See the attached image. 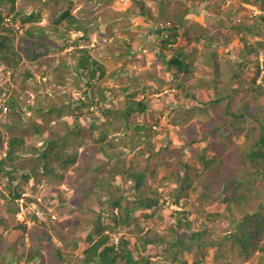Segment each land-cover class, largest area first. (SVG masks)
Returning <instances> with one entry per match:
<instances>
[{"label":"rangeland","instance_id":"1","mask_svg":"<svg viewBox=\"0 0 264 264\" xmlns=\"http://www.w3.org/2000/svg\"><path fill=\"white\" fill-rule=\"evenodd\" d=\"M154 3L155 8L159 4L165 8L160 12L153 8ZM261 3V0H16L13 6L10 2L0 4L3 19L0 39L2 34L9 36V45L18 53L11 56L14 62L9 65L0 58V87L4 88L0 98V159L6 157L13 136L22 135L25 139L15 160L7 161V167L18 166L11 185L5 172L0 171V215L4 220L0 228V254H7L8 264H33L26 261L29 235L15 226L24 221L28 229L33 228L34 215L47 223L54 243L62 250L60 259L46 252L40 264H95L83 262V252L92 242L88 235L97 238L96 223H101L106 233L111 231V244H117L123 237L130 240L129 247H135L146 236H163L165 242L171 241L172 225L183 217L180 214L183 212L187 222L178 230L177 237L189 241L193 233L203 231L202 238L213 243L222 238L224 242L219 246L207 244L192 252L181 251L177 262H172L173 249L165 242L161 243L164 246L140 252L143 257L154 264H263L258 252L244 257L239 255V248L232 246L226 235L235 231L243 216L237 209H228L222 197L234 190L237 180L245 179L246 161L240 146L247 139L246 130L230 134L235 130L225 116V104L228 101L231 111L245 117L242 122L245 128L255 123L252 115L264 118ZM247 4L256 7L261 16L255 12L252 15L254 9ZM141 6L146 14L141 12L144 9ZM69 7L72 15L85 23L86 32L77 31L60 19ZM185 9L188 19L202 28L190 27L188 38L182 40L188 73L176 75L178 71L169 68L168 56L160 53L154 42L155 33L151 37V32L167 36L172 30L170 26L178 24L173 22L175 14ZM31 13L38 14V20L25 22ZM30 28L43 34L28 35L26 31ZM210 43L223 49L213 57L212 69L206 62L205 50ZM84 54H92L91 57L94 54L107 67L102 87L109 96L103 100V106H127L123 91L127 86L135 98L146 100L148 109L134 113L128 128L111 116L104 126L108 136L100 144L103 150H97L99 143L93 139L71 141L66 151L72 155L73 148L77 143L80 145L76 159L67 167L56 164V171H46L38 165L35 149L42 151V145L55 137L56 131L57 138L64 134L68 137L76 123L83 127L90 119L87 107H81V116L74 115L79 100L88 102L85 93L88 80L74 70L78 58ZM205 65L207 68L201 70ZM207 82L211 87L206 88ZM226 86L231 94L224 101L221 94ZM247 99L250 106L244 109L241 105ZM9 100L17 103L22 115H18L16 105L10 107ZM52 105L62 107L59 115L51 111ZM173 110L179 114L170 115V119L168 114ZM177 116L179 121L186 119L185 124L176 125L173 120ZM7 120L20 121L21 125L12 129ZM135 125L145 126L143 135L134 131ZM112 139L117 144L109 148L107 143ZM161 143L168 145L163 151ZM199 153L215 157L216 164L223 163L230 178L218 185L215 201L201 200L206 189L200 185L197 191L189 190L188 195L179 197L171 177L173 166L178 168L175 175L189 173ZM131 168L145 172L146 182L139 190L131 182H123L122 175ZM87 170L91 174L86 175ZM110 171L116 172L115 181L111 180ZM12 185L18 197L11 194ZM119 190L124 196L122 203L128 206L142 197H158L160 204L134 212V221L125 227L115 222L121 213L113 208L117 196L122 195ZM247 192L251 199L248 206L242 207L251 213L263 209L264 182L257 178Z\"/></svg>","mask_w":264,"mask_h":264},{"label":"trees","instance_id":"2","mask_svg":"<svg viewBox=\"0 0 264 264\" xmlns=\"http://www.w3.org/2000/svg\"><path fill=\"white\" fill-rule=\"evenodd\" d=\"M15 1L16 0H0V4L10 2L13 6L15 4ZM261 2V7L264 8V0H261ZM140 8L144 7L141 6ZM163 8H165V6L159 4L160 12ZM141 12L146 14V9H141ZM186 13H188L187 9L183 10V12H181L180 14H175L176 20H174L173 22H175V24H178H169L171 25L170 27L172 28V30H170V32H167V36H164L163 33L157 35L156 31L151 32V37L155 33V37L157 39L154 42L157 48H159L160 53L166 54L168 56L167 64L169 68H173L174 70L178 71L175 73L176 75L182 73L184 75V73H188L186 67L187 62L185 57V48L181 43L182 40L184 41L185 37L188 38L190 27L202 28V25H200L199 23H194V21L189 20ZM259 14L260 13H257L256 15L258 16ZM83 15L84 13L81 16ZM252 15H254V10L252 12ZM151 16L152 14L148 15V18H150ZM38 18V14L36 15V13H31L24 20L25 22H35L38 20ZM261 18L264 19V16H261ZM60 19L66 21L65 25H72L75 27V30H82L86 32V29L84 28L85 23L81 22V19H79L77 16L72 15L70 7L65 9L61 13ZM1 22H3V19L0 17V24ZM26 33L28 35L38 33V35L43 34L41 31H36L33 28L28 29ZM9 42L10 37L2 34L0 39V58L7 65L14 62V59L11 56L14 53L18 54L14 50V47L9 45ZM210 45L213 46L214 43H210ZM46 48L48 49L49 46H46ZM91 55L92 54L81 55L78 58L77 64L74 66L76 74L78 76L85 77L88 80L86 82L87 89L85 92L88 98V102L79 100V104L75 106L76 111L74 115L77 117L81 116L80 114L82 113H80L79 110L83 106L89 108L88 114L90 115V119L88 121V124H84L83 127L82 124L76 123V126H74V129L70 131L68 137H65L68 134H64L60 138H57L58 132L56 131L55 137L50 138L44 143V145H42V151H39V149H35L38 155V165L41 164V166L44 167L46 171H56L54 167V165L56 164H61L62 166L67 167L70 162L76 159L75 156H77V148L80 145H78L77 143V147L73 148L72 151L74 152V155H72L70 152L68 153L66 151L70 148L69 144L71 141H76L78 139H93L96 143H99V147L97 148V150H103L104 147H102L100 144L105 142L108 136V132L104 126L107 124L108 119L111 116L119 120V123H121L122 126L128 128L130 125V117L134 113L145 112L148 109L146 100L135 98L133 96V94L135 93L132 90H128L127 86L123 87V91L126 95V102L128 103L127 106L122 105L116 106L114 108L103 106V100H105L109 96L107 94V89L105 87H102V80L105 77L107 78V67L105 63L101 62L102 60L97 58L95 59L94 54V57L92 56V58ZM179 84L183 85L181 80ZM209 87H211V84L210 82H207L206 88ZM224 89L225 91L222 90L221 99L225 101V98H228L230 96L231 90L227 86L224 87ZM3 92L4 88L0 87V98L3 95ZM172 98L175 99L174 97H170V99ZM8 103L10 107L15 108V105L17 106V103L13 100H9ZM241 106L244 109L249 108V100H244V103ZM61 109L62 107L59 108L57 105H52L51 107V111L56 112L58 115L61 112ZM15 110L18 111V115H22L20 109H18V106L17 108H15ZM224 110L225 116L228 117V121L231 123L232 127L235 130L230 134L246 130L247 135L246 142H244L240 146V151L243 153L246 161V163L244 164L246 169L244 168L243 175L245 179L237 180L235 182L236 185L234 190H232L230 193L228 192V194H223L222 196L223 199H225L228 203V209L239 210L242 213L243 219L236 224L235 231H231L229 233L230 235L226 236L234 244L232 245L233 247L239 248L240 256L250 257L253 255V253L258 252L260 254V260H262L264 264V208H257L256 211L251 213L246 208L242 207L249 205L251 195H249L247 190L250 189V186L255 184L257 178H259L261 182H264V118L252 115L255 123H253L251 127L245 128L242 125L245 117L242 116V114L238 115L235 112L231 111L230 103L228 101L225 104ZM176 113H178V111L176 110L170 111L168 116L170 117V115H175ZM44 119L47 120V118L45 117ZM180 119L181 120L179 121L177 116V118L174 119L173 122L176 125H179L180 123L185 124L186 119ZM6 122H10V128L12 129L21 125L20 121L11 122L10 120H7ZM117 129H120V126H118ZM164 129L168 131L167 127H165ZM144 130V125H135L134 127V131L137 134L143 135ZM205 139L209 141V138L205 137ZM9 144L10 147L7 150L6 157L4 159H0V171L5 172L11 185L15 180L13 172L17 170L18 166L15 164L13 165V167L11 166V168L7 167V161L15 160L18 154L17 149L25 145V139L22 135H16L10 139ZM107 144L109 148H113L117 143L115 139H112L108 141ZM131 145L135 146L134 144ZM167 146V143H164V145H162L161 143L162 151ZM216 162L217 161L215 157L210 156L207 153H199L198 160L195 161L191 168L188 167L189 173L184 175L183 172L181 173V177L179 176V174L175 175V170H178V168H176V166H173L171 169V177L174 184H176V191L178 192V196L182 197L183 195L187 194L189 190L197 191L200 185L206 189L202 194L201 200H208V202L217 200L219 189L218 185L227 182L230 178H228V176L225 174L223 163L216 164ZM204 173H206V175ZM89 174H91L90 170H87L86 175ZM109 174L112 181H115L117 179L116 172L110 171ZM144 174V171H138L136 168H131L130 170L125 171L122 175L123 182H131V186L134 189L139 190L146 182ZM29 176L30 175H26V178H29ZM194 183L196 184L192 187ZM98 185L100 186L101 184ZM16 190V187L12 185L11 194L18 197L19 193H17ZM119 192L122 194V190H119ZM123 197V194L117 196V198L113 202V208H118L119 210H121V213L118 215V217H116L115 222L117 224H124L125 227L130 226V224L134 221V212L153 209L160 204V199L158 197H156L155 199L142 197L133 202L131 206H128L125 203H122L121 199H123ZM122 209H125L126 212H122ZM180 214H183V217L178 218L177 221H175L172 225L174 238L171 241L165 242L166 240L163 236L157 238L146 236L141 237L142 243L140 245H135V247H129V245L131 244L130 240H125L123 237H120V241H118L117 244H111V231L106 233L107 230H105V227L102 226L101 223H96L95 229L97 232V238H93L92 235H88L87 238L92 242L90 243L89 247H87L83 252L85 258L83 262L95 264H154L148 258L143 257L144 255H141L140 252L148 251L151 247L162 246L163 244L161 243L164 242L166 243V245H169V248L173 249L172 251H170L172 254V262H177V260H179L178 254L181 251L189 250L192 252L193 249L200 250L207 244L219 246L224 242L222 238H219L221 240H219L217 243H213L212 241L210 242L209 239L202 238L204 234L203 231L193 233V235L190 236L192 239H190L189 241L177 237L178 230L185 225L184 222H187L186 213L183 212ZM39 218L40 217L38 215H34L35 224L33 228L31 227L28 229L27 223L24 222H21L18 227L15 226L16 229H22L21 233H28L29 235L30 242L28 243L26 261L32 262L33 264L43 263L42 260L44 255L47 254L46 252H48V254H50L52 257H58L59 259L62 258V250L60 249V247H58V245H56V243H54L51 233L47 230V223H45L44 220H39ZM2 226H4V220L0 215V228ZM59 239L63 240L62 237H59ZM1 240L2 237L0 233V242ZM49 243H51L52 246H50ZM192 245H194V247H192ZM7 252L9 253V249L7 250ZM136 252H138V254H136ZM201 256H205V253L201 252ZM168 258L169 257H166L165 260H168ZM0 264H8L7 254H0Z\"/></svg>","mask_w":264,"mask_h":264},{"label":"crops","instance_id":"3","mask_svg":"<svg viewBox=\"0 0 264 264\" xmlns=\"http://www.w3.org/2000/svg\"><path fill=\"white\" fill-rule=\"evenodd\" d=\"M247 6H249L250 8H252L251 10H253V9H256L257 10V8L254 7L251 4H247ZM153 8L154 9H159V6H157V8H155V3H154ZM187 18H189V17L187 16ZM191 20L193 21V19H191ZM213 46H211L210 44H208V47H205L206 57H207V61L206 62L208 63V67H210V69L214 68V66H215V59H213V57H216L219 54V52H221V53L223 52V49L222 48L220 49V47H217L216 46V43ZM210 56L212 57V59H211ZM185 57H186V55H185ZM196 64H198L199 67H200V64H199L198 61L196 62ZM205 68H207V65H205L204 67H202L201 70H204Z\"/></svg>","mask_w":264,"mask_h":264},{"label":"built area","instance_id":"4","mask_svg":"<svg viewBox=\"0 0 264 264\" xmlns=\"http://www.w3.org/2000/svg\"><path fill=\"white\" fill-rule=\"evenodd\" d=\"M254 10H256V9H254ZM255 12V14H257L259 11L258 10H256V11H254ZM168 25H169V23H168Z\"/></svg>","mask_w":264,"mask_h":264},{"label":"clouds","instance_id":"5","mask_svg":"<svg viewBox=\"0 0 264 264\" xmlns=\"http://www.w3.org/2000/svg\"><path fill=\"white\" fill-rule=\"evenodd\" d=\"M21 200L23 201V198H21ZM19 214H20V213H19ZM19 214H18V215H19ZM22 222H24V221H22Z\"/></svg>","mask_w":264,"mask_h":264}]
</instances>
